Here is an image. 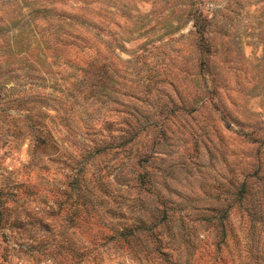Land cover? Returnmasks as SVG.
I'll return each mask as SVG.
<instances>
[{"label": "rangeland", "instance_id": "1", "mask_svg": "<svg viewBox=\"0 0 264 264\" xmlns=\"http://www.w3.org/2000/svg\"><path fill=\"white\" fill-rule=\"evenodd\" d=\"M242 180L264 186V0H0V264H146L112 235L144 210L234 264L239 211L223 239L205 216Z\"/></svg>", "mask_w": 264, "mask_h": 264}, {"label": "trees", "instance_id": "2", "mask_svg": "<svg viewBox=\"0 0 264 264\" xmlns=\"http://www.w3.org/2000/svg\"><path fill=\"white\" fill-rule=\"evenodd\" d=\"M37 107L40 108L41 105ZM142 177L144 174H139L136 179L144 182ZM251 188L246 180L240 181L223 196V203L216 208V212L208 218L205 216L206 219L213 220L217 234L223 239L227 231L233 228L232 221L228 216L230 208L234 206L239 211L241 222L238 225L241 232L237 242L240 245L238 244L237 252L233 255L234 259L231 258L234 264H264V186ZM146 212L147 210H144L139 217L135 216L131 225L123 224L119 228L116 227L117 230L112 234L114 238L122 239L126 243L135 242L137 248H134L133 251L138 255L137 258L144 259L143 263L192 264L196 250L190 237L184 238L186 234L190 233L188 222L185 221L184 216L179 213L174 219L178 220L176 222L178 233L185 242V251L182 252L176 248V251L173 252L166 248L169 247V244L163 239L166 224L162 222V219L166 217L165 210H163L164 217H159L158 214L151 211L148 214ZM148 217L152 219L147 220ZM190 229H193V226ZM212 257L214 264L218 258L221 260V256Z\"/></svg>", "mask_w": 264, "mask_h": 264}]
</instances>
